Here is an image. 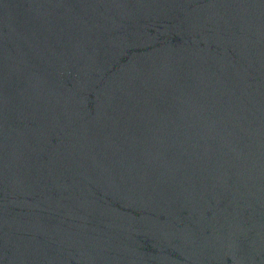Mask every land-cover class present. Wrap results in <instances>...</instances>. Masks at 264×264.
<instances>
[{
    "label": "water",
    "instance_id": "1",
    "mask_svg": "<svg viewBox=\"0 0 264 264\" xmlns=\"http://www.w3.org/2000/svg\"><path fill=\"white\" fill-rule=\"evenodd\" d=\"M0 264H264V0H0Z\"/></svg>",
    "mask_w": 264,
    "mask_h": 264
}]
</instances>
